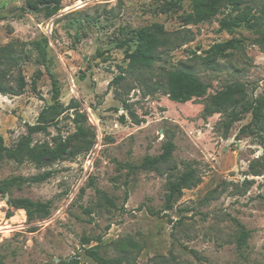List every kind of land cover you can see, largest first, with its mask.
Returning a JSON list of instances; mask_svg holds the SVG:
<instances>
[{"label": "rangeland", "instance_id": "1", "mask_svg": "<svg viewBox=\"0 0 264 264\" xmlns=\"http://www.w3.org/2000/svg\"><path fill=\"white\" fill-rule=\"evenodd\" d=\"M41 6L0 0V46L13 42L20 56L19 68L1 66V83L12 86L19 69L27 82L19 96L0 94V135L12 147L24 123H35L51 103L46 69L58 80L62 107L84 114L87 135H75V109H65L31 146L70 137L73 153L42 165L0 160V182L50 173L36 183L13 180L0 194V264H98L88 249L114 264H264V47L256 42L264 0L224 4L197 24L184 21L188 0H60L50 16ZM233 19L242 21L221 26ZM155 23L165 33L152 65L130 68L124 56L135 47L132 31ZM231 38L240 40L237 48L211 51ZM33 40L46 41L44 64ZM177 69L192 72L204 93L170 100L167 73ZM33 79L41 99L30 89ZM235 85L240 91L212 111L210 98ZM252 107L260 130L250 123ZM166 142L173 144L167 161L138 168ZM186 169L195 183L166 208L169 182ZM11 198L50 202L49 212L29 220ZM234 220L250 232L240 248Z\"/></svg>", "mask_w": 264, "mask_h": 264}, {"label": "trees", "instance_id": "2", "mask_svg": "<svg viewBox=\"0 0 264 264\" xmlns=\"http://www.w3.org/2000/svg\"><path fill=\"white\" fill-rule=\"evenodd\" d=\"M191 3V12L187 14L184 18L186 23H201L209 21L215 16L219 8L224 4H229L233 8L238 9L243 0H188ZM39 4L42 5V9L46 12L47 16H50L56 13L60 9V0H38ZM31 5V4H29ZM36 8V5L33 6ZM242 21V20H240ZM240 21L233 20H222L221 26L227 30H231L233 27L240 25ZM248 23V20H246ZM249 27L254 26L253 22L248 24ZM164 28L162 24H152L151 26L141 27L132 31L131 40L134 41V49L132 51L125 52V59H127L128 66L130 68L141 67L148 68L152 65L154 61V50L158 45L163 42L161 36L164 34ZM258 44L264 47V30L260 33V38L256 41ZM240 40L236 38H231L229 40L215 43L211 47V51L216 54L224 55L227 50L235 49L239 46ZM32 48L37 51L39 57L43 64L45 63V44L44 40H33L30 42ZM13 42H9L3 46H0V94L1 95H13L19 96L25 90L27 82L24 79L21 70L19 69L17 76L15 77V83L12 86H4L1 83V79L5 78V70L1 69V66L8 67H17L19 68L20 56L19 54L13 53ZM51 84V103L48 104L45 102L44 106L41 108L37 114L36 121L33 124L24 123L26 132L21 135L17 142L12 146L8 147L4 145L3 138L0 135V160L10 159L14 160L17 163H22L25 158L30 159L32 162L42 165L45 163H52L60 159L63 155L73 153L71 145L70 148V137L68 139H59L54 146H45L37 149L36 146H31L32 136L37 133H46L48 127L56 126L59 122V117L66 109H75L74 115L71 118L72 122L76 127L77 136L85 137L87 132L83 126L85 119L84 114L76 110V106L63 108L62 104L59 102L60 88L58 80L52 72L48 69L45 70ZM121 76H119L120 78ZM118 79V78H117ZM31 91L36 94L37 97L41 99L39 90L36 87L35 80L33 79L30 83ZM205 91L204 84L190 71L186 69H177L169 71L166 78V88L165 95L175 102H186L189 101L192 97L202 95ZM240 91L239 86H229L224 91L213 95L210 98V105H214L216 108H212V111H218L219 106L228 102L230 96L234 93ZM252 120L250 123H253L259 130L262 129L261 121L258 120L260 113L258 108L252 107ZM236 117V114H233V118ZM250 124H247L244 127H248ZM173 144L171 142H166L163 145V151L160 155L148 158L146 157L143 162L138 166V168L154 167L156 163L160 161H167L172 153ZM76 153V152H74ZM252 169L253 165H249ZM257 173V172H254ZM50 173L45 172L38 174L36 176L28 178H12L10 180H3L0 182V194H3L8 187L12 184L13 180L15 181H25V182H41L49 177ZM258 175V174H254ZM194 179V170L186 169L179 175L177 180L169 182L168 191L165 194V207L169 208L172 201L181 193L182 189L188 188L195 183ZM9 203L14 208H22L27 213V219H32L34 216H42L49 212L50 202H40L32 201L27 198H11ZM235 224L238 227L239 233L237 237V247L240 248L246 244V241L249 237V230H247L243 224L238 220H234ZM88 241V239H86ZM190 252L199 259V256L194 250ZM88 256H90L98 264H114V260L110 258H105L101 256L94 249L86 250ZM76 259L68 261H60L57 264H75Z\"/></svg>", "mask_w": 264, "mask_h": 264}, {"label": "water", "instance_id": "3", "mask_svg": "<svg viewBox=\"0 0 264 264\" xmlns=\"http://www.w3.org/2000/svg\"><path fill=\"white\" fill-rule=\"evenodd\" d=\"M83 60H85V58Z\"/></svg>", "mask_w": 264, "mask_h": 264}]
</instances>
